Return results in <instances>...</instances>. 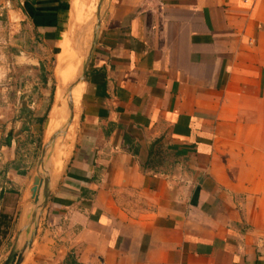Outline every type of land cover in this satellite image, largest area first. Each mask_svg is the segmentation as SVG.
Returning <instances> with one entry per match:
<instances>
[{
  "label": "crops",
  "instance_id": "obj_1",
  "mask_svg": "<svg viewBox=\"0 0 264 264\" xmlns=\"http://www.w3.org/2000/svg\"><path fill=\"white\" fill-rule=\"evenodd\" d=\"M12 3L36 40L69 41L61 80L81 73L67 158L13 242L21 250L38 221L36 260L25 249L19 264H264V0H108L102 22L105 2ZM4 73L0 258L19 142L43 120L34 101H8Z\"/></svg>",
  "mask_w": 264,
  "mask_h": 264
},
{
  "label": "rangeland",
  "instance_id": "obj_2",
  "mask_svg": "<svg viewBox=\"0 0 264 264\" xmlns=\"http://www.w3.org/2000/svg\"><path fill=\"white\" fill-rule=\"evenodd\" d=\"M8 1H6V7L10 11L0 10L2 11L0 13V69L3 67L6 70L4 73V80L7 82V87L4 89L5 95L11 104H20L25 108L34 101V108L36 107L34 110L42 113L43 120L34 133L25 131L19 142L18 159L15 162L23 180L18 192L20 204L11 219L13 221L10 226V236L0 260L7 257L15 238H18L17 229L21 227L24 214L29 212L31 215L34 213L35 216L39 214V221L48 181L51 185L55 181L70 150L74 134V116L78 112L81 96L80 84L74 91H69L72 85L76 86V80L81 81V73L78 77L76 76L79 65L72 71L76 80L69 82L61 80L62 74L66 77L69 73L66 71L67 61L69 60V64L74 59L71 54L74 51L69 49V41L65 39L61 48L58 49L59 43L63 40L61 35L55 42L58 43L57 45L44 44L36 40L34 32L28 25L17 24L19 22L16 13L11 10V7L15 8V4L12 3L13 0ZM80 2L84 7L90 6L92 9L93 5L98 7L100 4V0H80ZM101 2H105L102 22L108 0ZM7 8L5 9L8 10ZM58 63L60 64L59 73L56 71ZM70 115H72L71 121ZM24 255L25 260H36L30 249H26Z\"/></svg>",
  "mask_w": 264,
  "mask_h": 264
},
{
  "label": "water",
  "instance_id": "obj_3",
  "mask_svg": "<svg viewBox=\"0 0 264 264\" xmlns=\"http://www.w3.org/2000/svg\"><path fill=\"white\" fill-rule=\"evenodd\" d=\"M102 0H100V3H101ZM96 40L97 38L95 39L94 41V44H93V47L89 53V56L87 58V60L90 58V55H91V52L95 46V43H96ZM86 67V65H85ZM85 67H84V71H85ZM84 78V74L82 75V80ZM70 109L72 110V107L70 106ZM72 119V115H70V121ZM48 196H49V193L47 194L44 202H43V207L45 206V203L47 202V199H48ZM36 230H37V224L34 226V229L29 237V239L26 241L24 247L21 249V250H15V243L13 244L9 254L7 255V257L4 259V261L2 262V264H19L20 261H21V256H22V252L31 245L32 241H33V238H34V235L36 233Z\"/></svg>",
  "mask_w": 264,
  "mask_h": 264
},
{
  "label": "bare ground",
  "instance_id": "obj_4",
  "mask_svg": "<svg viewBox=\"0 0 264 264\" xmlns=\"http://www.w3.org/2000/svg\"><path fill=\"white\" fill-rule=\"evenodd\" d=\"M77 72V71H76ZM78 73V72H77ZM75 76V75H74ZM77 76V75H76ZM75 80V79H74ZM72 89V88H71ZM73 90V89H72ZM74 93V92H73ZM47 158V157H46ZM37 201V198L35 199ZM38 202V201H37ZM40 204V203H39ZM32 212V211H31Z\"/></svg>",
  "mask_w": 264,
  "mask_h": 264
},
{
  "label": "built area",
  "instance_id": "obj_5",
  "mask_svg": "<svg viewBox=\"0 0 264 264\" xmlns=\"http://www.w3.org/2000/svg\"><path fill=\"white\" fill-rule=\"evenodd\" d=\"M7 2H9V1H7Z\"/></svg>",
  "mask_w": 264,
  "mask_h": 264
}]
</instances>
